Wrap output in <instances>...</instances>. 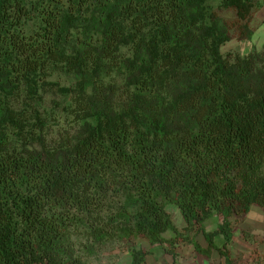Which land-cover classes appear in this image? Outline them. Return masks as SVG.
Instances as JSON below:
<instances>
[{
	"label": "trees",
	"instance_id": "1",
	"mask_svg": "<svg viewBox=\"0 0 264 264\" xmlns=\"http://www.w3.org/2000/svg\"><path fill=\"white\" fill-rule=\"evenodd\" d=\"M263 7L0 0V264H145L179 238L236 264L234 218L264 209V44L222 48Z\"/></svg>",
	"mask_w": 264,
	"mask_h": 264
},
{
	"label": "rangeland",
	"instance_id": "2",
	"mask_svg": "<svg viewBox=\"0 0 264 264\" xmlns=\"http://www.w3.org/2000/svg\"><path fill=\"white\" fill-rule=\"evenodd\" d=\"M241 42L242 41L234 39L224 45L222 51L227 53L235 48L242 49V47H240ZM247 42H249V40ZM244 49L245 47L243 46V50ZM65 81L69 82L70 78H65ZM62 98L63 97H60V101H58L62 102ZM167 210L170 213L174 224L182 229L184 227V219L179 208L175 205H169ZM220 222L221 217L214 216L205 222V228L208 231H212ZM233 226L235 230L233 248L236 251L234 258L237 260V264H264V210L259 206H254L250 213L244 216H236L234 218ZM166 235L169 238L172 237V233H167ZM201 237L198 236L197 239L200 241ZM141 242L142 238L138 241L139 246H141ZM176 248L179 251L177 260L179 259L183 263L192 260H194V262L208 260L211 261L212 264H222L224 262L223 259L217 256L213 257V259H208L203 255H196V252L192 247L185 244L183 239H180ZM128 258V252H122L120 249H116L111 252L108 251L99 257L90 258L88 264H129Z\"/></svg>",
	"mask_w": 264,
	"mask_h": 264
},
{
	"label": "crops",
	"instance_id": "3",
	"mask_svg": "<svg viewBox=\"0 0 264 264\" xmlns=\"http://www.w3.org/2000/svg\"><path fill=\"white\" fill-rule=\"evenodd\" d=\"M251 26L254 30V36L252 38V40L249 42H247L248 40H243L241 42V45L240 47H242V49L240 50L242 54L246 55V54H249L254 48L257 49V50H261L263 44H264V7L262 9H260L255 17L253 18L252 20V23H251ZM248 43V44H247ZM256 45V47H255ZM243 46L245 47V49L243 50ZM254 207V206H253ZM252 207V208H253ZM168 208V207H167ZM263 209V208H262ZM252 210V209H251ZM264 210V209H263ZM250 213V212H249ZM213 218V217H212ZM184 219V218H183ZM209 220V219H208ZM207 220V221H208ZM206 221V222H207ZM221 222H222V219H221ZM220 222V223H221ZM184 227L182 229H180L183 233H185L183 231V229L185 228L186 226V223L184 221ZM205 226V224H204ZM217 228V227H216ZM215 228V229H216ZM206 229V228H205ZM214 229V230H215ZM208 231V230H207ZM213 231V230H212ZM209 232V231H208ZM167 234V233H166ZM165 234V237H167V235ZM198 236H202L201 237V240L199 241L197 239ZM142 238V242H141V247L144 249V250H150L151 249V244H150V241L149 239H147L146 237H141ZM169 238V237H167ZM180 239L182 238H179L178 242L180 241ZM198 242L203 248H207L208 244L206 242V239L204 238L203 234H198L196 232L194 233H191V240H193ZM217 243L220 245L223 243V238L221 236H218L217 237ZM233 241H234V237H233ZM233 241L232 243L229 245V248L231 250V253H232V257L234 258V254H236V251L235 249L233 248ZM177 242V243H178ZM177 243H176V246H177ZM185 244H187L188 246H191L192 249L196 252V255H203L205 257H207L208 259H213V257L217 256L221 259L224 260V262L222 264H226L225 262V259L223 257H221V255L216 251V250H212L211 251V255L210 256H206L204 254H201L199 253L198 251L195 250L194 246L192 243H190L189 241H185ZM175 252L176 254L179 256V251L177 250V248L175 249ZM178 256L174 257L170 252H169V249L165 246V247H162V246H156L153 248V250L151 251V253L148 254L147 256V259H146V263L145 264H212L211 261H202V262H194V260L192 261H187L185 263H183L182 261H180L179 259L177 260ZM235 259V258H234ZM128 262L129 264H131V256L129 254V258H128ZM236 261V264H237V260L235 259Z\"/></svg>",
	"mask_w": 264,
	"mask_h": 264
}]
</instances>
